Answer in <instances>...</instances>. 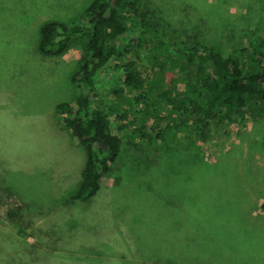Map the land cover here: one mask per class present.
Listing matches in <instances>:
<instances>
[{
  "label": "rangeland",
  "instance_id": "1",
  "mask_svg": "<svg viewBox=\"0 0 264 264\" xmlns=\"http://www.w3.org/2000/svg\"><path fill=\"white\" fill-rule=\"evenodd\" d=\"M93 1L0 0V264H264V113L200 119L140 92L118 98L125 66L145 70L148 49L143 61L115 56L97 75L95 103L122 152L95 197L72 199L87 152L58 105L83 92L73 78L88 40L52 56L39 45L45 23H77ZM139 1L122 45L147 32L149 46L163 39L228 56L264 30V0ZM191 76L176 69L166 87L182 90Z\"/></svg>",
  "mask_w": 264,
  "mask_h": 264
},
{
  "label": "trees",
  "instance_id": "2",
  "mask_svg": "<svg viewBox=\"0 0 264 264\" xmlns=\"http://www.w3.org/2000/svg\"><path fill=\"white\" fill-rule=\"evenodd\" d=\"M140 14L139 0H94L79 22L67 25L49 21L41 28L39 50L47 56L65 52L74 38L88 40V58L73 78L83 86V92L75 105H58L63 124L87 152L83 182L72 197L74 201H88L98 194L102 178L110 173L122 152V137L113 132L109 114L95 103L99 96L97 75L115 56L133 51L143 61V50H149L145 70L137 62L125 66V88H114L118 98L127 90L140 92L158 106L169 107L172 112H191L200 119H229L252 109L264 113V30L249 47L228 56L208 48L188 49L183 44L171 50L163 39L149 46L147 32L128 46L122 45L121 39L131 31L134 18ZM177 52L182 61L174 59ZM186 67L192 69V76L185 88H167L168 74ZM169 129L151 142L167 139Z\"/></svg>",
  "mask_w": 264,
  "mask_h": 264
},
{
  "label": "crops",
  "instance_id": "3",
  "mask_svg": "<svg viewBox=\"0 0 264 264\" xmlns=\"http://www.w3.org/2000/svg\"><path fill=\"white\" fill-rule=\"evenodd\" d=\"M104 178H105V176L102 178L101 186L105 185L104 184ZM114 185H115V182H112L110 186L113 187Z\"/></svg>",
  "mask_w": 264,
  "mask_h": 264
}]
</instances>
